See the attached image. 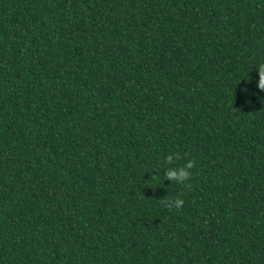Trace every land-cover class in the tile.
<instances>
[{"label":"trees","instance_id":"trees-1","mask_svg":"<svg viewBox=\"0 0 264 264\" xmlns=\"http://www.w3.org/2000/svg\"><path fill=\"white\" fill-rule=\"evenodd\" d=\"M261 63L264 0H0V264H264Z\"/></svg>","mask_w":264,"mask_h":264},{"label":"clouds","instance_id":"clouds-1","mask_svg":"<svg viewBox=\"0 0 264 264\" xmlns=\"http://www.w3.org/2000/svg\"><path fill=\"white\" fill-rule=\"evenodd\" d=\"M247 82L250 83V78H247ZM258 88L261 92H264V63L259 65V83ZM242 92H247V88L241 89ZM171 156L167 157V162L171 163ZM195 161L189 160L187 164L180 168L179 170H170L166 173V179L173 180L176 182H183L185 180H189L191 178V172L188 171L194 167ZM155 178H153L154 180ZM188 188H191V184L187 185ZM161 204L166 205L168 209L176 208L180 209L183 204L184 200L180 199L179 197L176 198L174 201L170 198H166L160 201Z\"/></svg>","mask_w":264,"mask_h":264}]
</instances>
